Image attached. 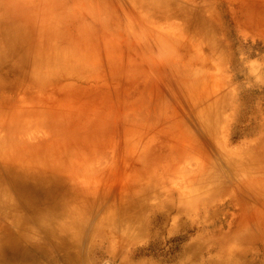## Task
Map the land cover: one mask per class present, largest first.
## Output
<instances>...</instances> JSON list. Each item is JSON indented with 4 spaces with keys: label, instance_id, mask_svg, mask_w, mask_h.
I'll return each instance as SVG.
<instances>
[{
    "label": "rangeland",
    "instance_id": "rangeland-1",
    "mask_svg": "<svg viewBox=\"0 0 264 264\" xmlns=\"http://www.w3.org/2000/svg\"><path fill=\"white\" fill-rule=\"evenodd\" d=\"M148 4L1 0L0 11L47 28L56 47L75 44L84 61L76 63L81 74L59 78L54 72L43 84L29 71L11 78L2 71L0 141L10 145L13 136L19 146L32 145L13 154L22 163L50 150L68 156L65 172H79L78 178L91 182L88 189H99L91 200L100 209L88 231L118 201L117 192L134 184L143 156L155 160L148 171L168 177L148 189L145 200L133 197L144 209L132 224L114 227L115 237L86 233L80 264H264V197L246 192L237 178L215 188L204 184L201 193L189 188L213 159L194 119L202 110L216 129V142L235 157L262 149L257 173L264 177V0ZM191 17L206 24L208 35L189 29ZM69 182L60 175L52 203L73 187ZM6 219L4 226L18 233L12 218ZM63 236L67 249L48 256L54 264L79 251L77 239ZM9 238L0 231V240ZM42 253L31 254L34 263L53 264Z\"/></svg>",
    "mask_w": 264,
    "mask_h": 264
},
{
    "label": "bare ground",
    "instance_id": "bare-ground-1",
    "mask_svg": "<svg viewBox=\"0 0 264 264\" xmlns=\"http://www.w3.org/2000/svg\"><path fill=\"white\" fill-rule=\"evenodd\" d=\"M140 2L144 6H151L148 4L149 0H140ZM152 7L157 8V5L154 4ZM9 16L8 11H0V76L2 71H5L4 75L9 78L15 77L20 71H29L33 81L43 84L53 77L54 72L55 75L58 73L59 78L75 73L81 74L79 71L82 67L76 63L84 61V56L78 47L74 46L75 44L66 48L56 47L52 44L55 35L47 28L36 29L37 24L25 17V20L20 21L17 17L11 19ZM191 20H188L190 30L203 36L208 35L209 30L206 24L198 25L200 18L195 21L191 17ZM3 85L4 82L0 77V88H4ZM194 119L199 123L200 137L204 134L209 154L213 159L207 163L201 175L199 172L195 173L192 183L196 182V186H189V188H194L195 193H201L204 192V184L205 187L209 185L215 188L230 179L237 178L245 185V191L252 190L256 196L264 197V180H262L264 177H260L257 173L258 167L262 166L259 158L262 155V149L257 148L256 154H252L250 150L239 152L238 157H235V153H231L216 142V129L213 123H209L203 110L198 114L195 113ZM12 126L15 128L17 123L13 121ZM8 140H11L12 144L8 145L6 141H0V154L3 155L0 157V219L3 217L0 222V231L4 235L5 233L9 235L10 238L5 241L0 240V264H26L27 262L35 264L36 259L31 254L39 250L46 253L45 259L48 263L54 264L55 261L49 258L51 257L49 255L67 249L68 242L63 236L65 234L77 239L74 243L79 251L66 255L64 263L80 264V248L86 233L95 232L94 235L106 239L115 237L114 227L132 224L134 215L144 209L143 202L135 203L133 197L140 194V198L136 201L145 200L148 189L159 188L157 184L166 183L165 180L168 179L157 171H148L146 165L154 163L155 160H148L146 156H143L138 175L134 176V184L130 188H123L117 192L118 201L115 203L117 208L114 204L109 206L99 219L96 218L91 231H88L93 221L91 220L93 212L100 209V206L91 200L99 189H88L92 188L91 182L83 180L82 176L78 178L79 172L71 171L70 175L66 173L68 169L65 164L69 162L66 154L60 152L56 154L53 150H50L48 155L34 153L35 156L30 160L33 163H22L25 159L15 160L19 156L13 154L20 155L23 149L31 150L33 146L29 143L19 146L13 136ZM261 145L264 147V140L261 141ZM246 155L252 156L250 162L243 160ZM48 157L53 160L47 159ZM233 162L238 163L239 169H234ZM59 174L68 176L70 180L68 184H73L72 188L75 187L77 190L69 188L60 196V202L57 203L55 200L52 203L51 200L56 195L57 198L59 196L56 190L59 186ZM183 187L187 188L186 185ZM142 192L144 193L141 194ZM184 194L186 192H183ZM116 215L121 221L111 219ZM9 217L12 218L13 228L18 229L16 230L18 233L4 226V221ZM106 227L109 230H106Z\"/></svg>",
    "mask_w": 264,
    "mask_h": 264
}]
</instances>
